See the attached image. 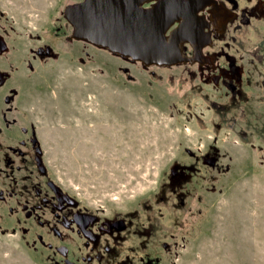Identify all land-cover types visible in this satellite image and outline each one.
<instances>
[{
  "label": "rangeland",
  "instance_id": "374dc122",
  "mask_svg": "<svg viewBox=\"0 0 264 264\" xmlns=\"http://www.w3.org/2000/svg\"><path fill=\"white\" fill-rule=\"evenodd\" d=\"M82 1L0 0L3 27L49 51L17 104L41 130L46 175L27 168L15 185L0 173V192L17 193L0 197V264L63 263L48 180L88 212L131 221L118 256L96 264L157 243L161 264H264V33L258 65L256 46L233 49L244 67L233 94L195 67H143L71 39L63 11ZM65 241L77 254L81 240Z\"/></svg>",
  "mask_w": 264,
  "mask_h": 264
},
{
  "label": "flooded vegetation",
  "instance_id": "af4514ba",
  "mask_svg": "<svg viewBox=\"0 0 264 264\" xmlns=\"http://www.w3.org/2000/svg\"><path fill=\"white\" fill-rule=\"evenodd\" d=\"M151 5L152 3L144 4L145 7ZM193 7L197 10V16L192 23L197 27L194 38L198 44L202 43L200 52L204 57L201 63L188 61L173 67L179 65L195 67L198 75H208L215 86L223 85L234 94L243 81L244 67L237 65L236 52L233 49L242 51L244 46L245 48L256 46L257 53L255 55L250 53L254 61H257V65L261 60L259 42L264 33V0H196ZM1 19L2 16L0 17V173L4 174V178L8 177L18 185L15 176H19L24 169L34 168L36 175L42 177L46 175L41 130L37 125L31 127L26 124L28 119L26 120L22 114L20 116L17 104L20 103L22 89L28 86V80L35 72L36 63L39 59L48 57L49 51L43 47H39L38 51L33 48L34 46L27 47L19 34H10L3 27ZM178 25L176 22L171 29ZM182 53L193 58L195 49L186 41L182 44ZM45 184L50 191V199L45 202L49 204L52 201L51 213L56 216L57 224L51 226V232L55 239L61 242L56 247V254L63 260L62 264H96L97 254L100 252L118 256L114 253L116 246L112 244L119 243L125 236L123 234L129 231L128 222L131 221L127 217V220L126 218L104 219L100 213L84 210L73 198L65 195L53 181L48 180ZM41 191L43 192V189ZM6 195L15 198L17 193L13 189L6 193L0 192L1 198ZM22 207L29 218L36 216V209L29 208L26 204ZM44 224L42 220L37 221L38 227L43 228ZM66 237L70 240L73 238L81 240L77 254H73L70 244L65 241ZM41 239H44V235ZM159 246L160 244L157 243L154 250L149 253L138 250L134 255L126 256L120 264H134V258L137 256L141 258L140 264H161L156 260V256L160 253ZM129 251L134 252V248Z\"/></svg>",
  "mask_w": 264,
  "mask_h": 264
},
{
  "label": "water",
  "instance_id": "95a60500",
  "mask_svg": "<svg viewBox=\"0 0 264 264\" xmlns=\"http://www.w3.org/2000/svg\"><path fill=\"white\" fill-rule=\"evenodd\" d=\"M196 0H83L66 7V20L73 27L71 39L89 42L125 60L143 66L173 67L203 59L194 36ZM152 3L145 7L144 4ZM179 25L171 29L175 23ZM190 42L193 58L182 53Z\"/></svg>",
  "mask_w": 264,
  "mask_h": 264
}]
</instances>
